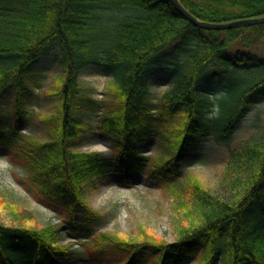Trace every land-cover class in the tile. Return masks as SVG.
Segmentation results:
<instances>
[{
	"label": "trees",
	"instance_id": "16d2710c",
	"mask_svg": "<svg viewBox=\"0 0 264 264\" xmlns=\"http://www.w3.org/2000/svg\"><path fill=\"white\" fill-rule=\"evenodd\" d=\"M200 20L229 22L264 15V0H180ZM53 96L49 114H38L41 139L21 134L29 81L38 63ZM88 65L111 77L98 107L100 131L111 137L112 160L100 152L75 150L85 125L74 113L84 99L80 72ZM165 70L170 87L149 103V78ZM11 134L0 126V149L22 159L24 187L47 206L61 202L77 227L86 184L105 172L147 173L171 199L175 240L147 235L124 238L93 233L89 226L78 253L60 245L62 231L51 226H10L0 220V264H59L84 254L108 264H264V121L257 134L234 145L241 118L264 96V23L222 30L203 29L186 20L169 0H0V102ZM9 99V102L11 101ZM91 105V106H92ZM1 114V108H0ZM259 120V117H258ZM156 154L140 157L136 146L150 129ZM226 149L217 188L194 171L182 172L198 140ZM207 155V154H206Z\"/></svg>",
	"mask_w": 264,
	"mask_h": 264
},
{
	"label": "rangeland",
	"instance_id": "374dc122",
	"mask_svg": "<svg viewBox=\"0 0 264 264\" xmlns=\"http://www.w3.org/2000/svg\"><path fill=\"white\" fill-rule=\"evenodd\" d=\"M51 66L50 62L38 63L29 81V89L26 91L22 111L35 114L36 120H31L29 126H23L26 122L22 120V134L41 139L44 132L38 114H49L56 105L53 96L44 94L42 101L35 104L33 99L38 91L47 88V80L43 79L42 71ZM111 79L108 72L96 65H88L81 70L80 93L83 97L93 101L91 106L85 99L82 107L75 111V118L79 119L85 126L77 140L72 142L75 150L86 152H100L104 160H112L114 157L115 141L103 134L100 130L98 120V105L106 90V83ZM149 103L155 104L158 92L167 86L165 70H161L150 76ZM43 88V89H42ZM12 93L4 94L1 102L0 126L7 133L8 125H12V119H6L5 109H10L13 97ZM11 101L9 102V99ZM259 117V120H258ZM264 121V96L253 104L240 120L233 133L234 145L250 136L257 134L253 129L254 123ZM21 128V127H20ZM27 132V133H25ZM151 128L142 143L136 146L140 157L149 158L156 154L158 142L154 139ZM207 154V155H206ZM182 172L194 171L210 188L216 189L221 179V171L224 167L226 149L223 145L216 146L211 140H198L186 155ZM22 159L11 157V152L0 149V220L10 226L25 225L44 228L51 226L62 231L59 237L60 245L71 244V248L78 253H84V247L78 248L85 239L86 230L89 226L93 233L112 232L124 238L140 237V227L148 236L167 243L175 240V229L177 223L171 216V199L164 195L161 185L151 179L148 175L133 178L130 184L122 182L121 177H116L113 171H107L95 177L93 184H86L83 191L85 204L95 213L89 217L83 206L77 208L78 225L73 227L69 223L70 213L61 202L55 207L47 206L43 200L37 199L21 183V178L27 175V166ZM147 181V182H145ZM67 209V208H66ZM83 239V240H82ZM60 264H108L107 261L93 260L84 254L83 257H75Z\"/></svg>",
	"mask_w": 264,
	"mask_h": 264
},
{
	"label": "water",
	"instance_id": "95a60500",
	"mask_svg": "<svg viewBox=\"0 0 264 264\" xmlns=\"http://www.w3.org/2000/svg\"><path fill=\"white\" fill-rule=\"evenodd\" d=\"M169 1L186 20L191 22L193 25L203 28V29L222 30V29H228L231 27L249 26V25H255L258 23H264V15L260 17L244 18V19H238V20L222 22V23L206 22V21L198 19L192 13H190L183 6L180 0H169Z\"/></svg>",
	"mask_w": 264,
	"mask_h": 264
}]
</instances>
